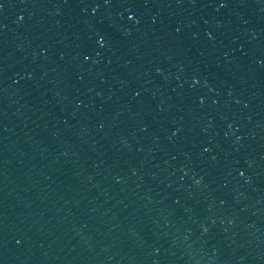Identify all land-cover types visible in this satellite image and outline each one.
I'll list each match as a JSON object with an SVG mask.
<instances>
[{"label": "water", "instance_id": "1", "mask_svg": "<svg viewBox=\"0 0 264 264\" xmlns=\"http://www.w3.org/2000/svg\"><path fill=\"white\" fill-rule=\"evenodd\" d=\"M0 264H264V0H0Z\"/></svg>", "mask_w": 264, "mask_h": 264}]
</instances>
